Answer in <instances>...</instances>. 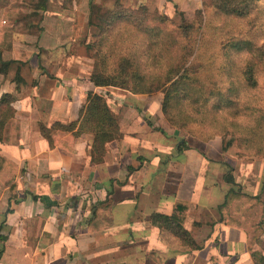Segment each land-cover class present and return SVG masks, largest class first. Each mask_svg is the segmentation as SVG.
Returning <instances> with one entry per match:
<instances>
[{
	"label": "crops",
	"instance_id": "crops-1",
	"mask_svg": "<svg viewBox=\"0 0 264 264\" xmlns=\"http://www.w3.org/2000/svg\"><path fill=\"white\" fill-rule=\"evenodd\" d=\"M175 1L155 0L154 8L164 11ZM45 17L57 22H46L36 39L34 31L21 29L14 33L10 50L0 48V61H11L0 72V99L6 93L17 99L0 155L18 168L15 177L0 183V264H255L249 247L258 246L249 243L254 222L241 228L222 224L218 208L231 187L224 179L223 161L234 170L243 163L250 174L256 161L233 159L235 166L222 155L209 156L207 162L201 156L191 160L183 156L190 148L163 156V136L134 107L112 108L111 96L122 95L123 89L93 87L91 59L61 58L74 42L65 34L69 14ZM90 90L106 95L123 133L122 139L107 143L102 163L92 161V134L74 138L65 133L69 146L61 147L51 146L40 130L41 121L49 127L76 121ZM163 161L181 167L174 188L168 183L172 168ZM236 182L245 186L242 179ZM177 202L189 206L185 226L203 244L198 251L150 222L152 213L170 215ZM207 225L209 232L199 235Z\"/></svg>",
	"mask_w": 264,
	"mask_h": 264
},
{
	"label": "trees",
	"instance_id": "trees-1",
	"mask_svg": "<svg viewBox=\"0 0 264 264\" xmlns=\"http://www.w3.org/2000/svg\"><path fill=\"white\" fill-rule=\"evenodd\" d=\"M2 1L0 6L7 8L0 30V48L10 50L14 33L21 29H34L36 24L29 21L30 18H42L50 0L31 6L34 12L26 17L21 16L23 2ZM210 1L205 5L210 17L205 24V9L198 10L197 19L192 21H188L182 12L179 22L160 9L153 11L144 4L129 8L117 2L113 9L101 16L97 40L88 46L95 50L91 83L93 87H114L138 95L161 92L164 96L160 109L172 125L191 129L192 125L199 124L210 131L209 135L222 136L224 151L238 141L241 149L264 156V110L249 127H244L239 121L240 117L250 115L248 107L242 106L243 93L256 88L260 73H264V43L259 42L264 31V0ZM73 2L65 0L64 5L72 6ZM214 20L227 23L220 28H212L220 29L222 36L217 51L205 53L201 51L204 45H197V33L202 35L204 44L202 29ZM229 23L232 27L228 26ZM42 29L40 26L39 31ZM245 53L249 57L244 64L241 59H234L235 55ZM10 63L1 60L0 72L6 70ZM16 100L9 93L0 99V144L7 122L15 116ZM155 129L162 130L160 127ZM40 130L51 146L61 147L69 146L70 140L63 136L65 133L72 132L74 138L83 133L92 134L91 157L94 163L104 161L107 143L123 138L119 118L111 109L106 95L93 90L88 92L76 121L55 122L51 127L41 121ZM229 135L230 139L227 138ZM185 147L186 143L177 151L181 153ZM17 170L14 162L0 155V183L5 178L15 177ZM225 182L231 187L218 208L220 222L241 228L244 223L251 222L252 210L264 203L259 195L244 192L231 171L226 174ZM14 187L13 184L11 188ZM13 195L18 198L16 193ZM175 206L170 215L152 213L151 224L177 237L186 248L200 250L203 244L197 242L185 226L189 206L186 202H177ZM261 224L255 225L256 232ZM254 238L250 237L251 244ZM249 247L255 264H264V252Z\"/></svg>",
	"mask_w": 264,
	"mask_h": 264
},
{
	"label": "rangeland",
	"instance_id": "rangeland-1",
	"mask_svg": "<svg viewBox=\"0 0 264 264\" xmlns=\"http://www.w3.org/2000/svg\"><path fill=\"white\" fill-rule=\"evenodd\" d=\"M43 0H23V11L21 13V16L26 17L29 16V14L32 11L33 8L31 6H37L38 4H41ZM144 1L141 4L148 5L150 4V7L154 11V7L157 6V2L155 0H142ZM12 2L19 3V0H13ZM117 2L122 3L124 6L129 8H136L140 4L136 2V0H74L72 6H70L68 3L65 4V0H50L47 3V11L42 14V18L40 16H36L34 18H30L29 21L33 22L34 25L36 24L35 28L31 31H34L35 36L34 39L37 38V35H39V28L40 26L44 28V25H46V22L51 24L53 22H57L56 20L52 19H46L45 16L55 13H68L70 25L69 28L66 26L65 34L68 36L66 39H69L74 41L72 45V49L70 53H62L61 58H69V57H75L79 60H89L90 64H93L94 58L93 54L95 50H91L88 48L89 44H93L97 40V35L100 33V28L98 27V23L100 21V18L103 14L108 12L109 10L113 9ZM174 6L171 4L165 5L166 10L165 13L170 15L173 19L176 21H181L182 12L184 13V17L187 18L188 21H192L197 19V11L202 9H205V5H208L211 3L210 0H176L174 2ZM154 8V9H153ZM204 24L207 20H210L209 12L205 9L204 10ZM170 14H169V13ZM39 14L40 11H39ZM62 21V20H61ZM66 21H68L66 19ZM224 23H221L220 20H214L212 23L208 25V27L203 28V32L205 33L204 36V44L201 40V36L198 34L197 39V45L203 46L201 51H204L205 53H213L216 52L218 49L219 39L221 38V30L215 29L214 26H218L219 28L223 26ZM228 26L232 27V24L229 23ZM37 28V29H36ZM118 30L119 27H116ZM227 30V27H226ZM26 31V30H24ZM43 31V29H42ZM42 31L40 33H42ZM213 31V32H212ZM200 32V31H199ZM225 32V29H224ZM217 33L216 37L214 38V34ZM259 42L262 44L264 43V31H262V34L260 35ZM57 52V51H56ZM42 53V52H40ZM205 53L202 55L205 56ZM248 54H242V55H235L234 59H241V62L243 64L246 62V59H248ZM211 59V58H209ZM242 64V65H243ZM77 70L76 68H73L72 71L75 72ZM105 91L107 89H104ZM122 90V89H120ZM126 91V92H125ZM107 92V91H106ZM122 95H117L116 98L113 97L114 102H111V106L113 109L116 108V110L124 109V108H130L134 107L135 112H138L141 119L145 120V122L151 126L152 130L158 131L163 136V141H161L162 145L164 146L165 150H167V153H162L163 156H169L171 154H174L175 151L178 150V147L182 144L186 143L185 149H191L190 152L185 153L183 156L188 155L190 159L199 158L200 156L207 159L209 161V156H215L216 158H221V155L224 160L230 161L231 160H237V162L241 161H252L256 164L253 166L254 173L247 172V168H243L241 164V169L234 170L233 167L228 163L224 162L226 169H225V175L228 174L230 171L234 175L235 179L237 180L242 179L243 184H245L244 187L240 185V183L236 182L241 188H244V192L254 195L257 194L262 199L264 203V156L260 155H254V153H249L243 149H241L238 145V141H235L233 145L227 150L224 151L223 149H220L219 141L217 138L222 140L223 138L219 134L209 135L210 131L206 130L203 126L199 124L192 125L191 129L187 128H178L175 125H172L163 115L161 108V102L163 99V93L159 92L153 95H138L133 94L130 91L124 90ZM104 94V93H102ZM111 93L109 94V96ZM122 96H124V100L120 99ZM242 99V106L248 107L247 112L250 114L248 117H240L239 121L242 122V125L244 127H249L251 123L254 122V119H256L259 115L261 116V112L264 110V73L261 72L259 75V85L256 88L249 89L245 91L241 97ZM154 125V126H153ZM241 126L242 128H244ZM155 127H160V129H155ZM230 131H234L233 127H229ZM243 135L245 134L244 131H242ZM241 134V133H238ZM237 134V135H238ZM207 135V136H205ZM242 135V134H241ZM230 135L227 137L230 139ZM216 138V139H215ZM184 141V142H183ZM227 141V139H226ZM223 144V143H222ZM165 150L162 152H165ZM178 152V151H177ZM164 158V157H163ZM163 160V159H162ZM173 160V158H171ZM230 161L235 164V161ZM169 162V161H168ZM167 161H163L162 164L168 165L171 167V175L170 179H168L169 187L174 188L177 185V174L179 173L181 167L176 166V164H169ZM207 164V163H206ZM246 164V163H244ZM167 169V168H165ZM178 170V171H177ZM250 174V175H249ZM209 182V178L205 181L204 185H206ZM257 188V193L254 194V191ZM252 219L251 221L253 223V227L259 222H262L260 228H258L257 232L253 231V228H250V235L251 237H256L253 240V243L251 245H258L255 250H260L264 252V205L262 206H256L252 210ZM195 226V227H200ZM196 229V228H195ZM202 233L199 232V235H205L207 231L209 230V226L207 225L205 228H201ZM201 231V230H200ZM209 232V231H208ZM254 261V260H253ZM255 263V262H254Z\"/></svg>",
	"mask_w": 264,
	"mask_h": 264
}]
</instances>
